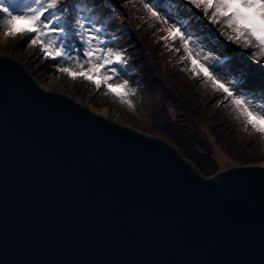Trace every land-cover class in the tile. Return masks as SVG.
Wrapping results in <instances>:
<instances>
[{"label":"water","instance_id":"obj_1","mask_svg":"<svg viewBox=\"0 0 264 264\" xmlns=\"http://www.w3.org/2000/svg\"><path fill=\"white\" fill-rule=\"evenodd\" d=\"M26 64L0 55V264H264V167L203 176Z\"/></svg>","mask_w":264,"mask_h":264},{"label":"trees","instance_id":"obj_2","mask_svg":"<svg viewBox=\"0 0 264 264\" xmlns=\"http://www.w3.org/2000/svg\"><path fill=\"white\" fill-rule=\"evenodd\" d=\"M145 2L95 0L96 4L102 3V7L93 6V13L102 9L106 22L117 25L127 40L121 49L128 57L123 75L135 90V96L131 97L133 107L130 108L115 96L98 92L92 96L90 107L106 115L115 110L124 111L123 122L170 141L203 176H213L229 167H222L216 151L231 158L232 166L264 167V137L238 117L223 93L204 82L202 76L195 77L190 72L191 65L182 59L180 50H170L179 46L161 39L166 36L163 24L150 18L143 8ZM172 4L179 2L172 0ZM188 7L191 13L197 14L202 25L210 29L208 36L221 50L227 51L217 60L235 64L234 81H240L237 87L247 95H256L260 103H264V67H261L264 56L259 62L253 60L249 56L253 49L230 42L227 36L221 35L224 29L209 23L202 11L197 13L193 6ZM0 49L11 57L25 56L27 70L33 78L42 74L49 62L39 45L30 46L28 33L9 36ZM240 70L243 75L239 74Z\"/></svg>","mask_w":264,"mask_h":264},{"label":"snow or ice","instance_id":"obj_3","mask_svg":"<svg viewBox=\"0 0 264 264\" xmlns=\"http://www.w3.org/2000/svg\"><path fill=\"white\" fill-rule=\"evenodd\" d=\"M184 2L193 6L197 13L202 11L209 23L224 29L221 35L227 36L230 42L253 49L249 53L253 60L259 62L264 56V0ZM93 6L100 8L102 3L96 4L95 0H0V27L5 29L6 36L28 33L30 46L39 45L45 59L57 62L59 72L73 80L82 77L97 90L103 86L108 94L131 108L135 90L123 77L128 57L105 39L106 28L93 13ZM171 7L172 0H146L143 4L154 22L166 25L167 35L161 39L171 40L173 44L179 41L186 53L182 59L190 62V72L195 77L202 76L204 82L223 93L238 117L264 137V103H254L252 97L237 87L240 81L226 78L227 65H221L210 51L205 50L190 26L173 15ZM20 21L27 22V26L18 27ZM170 50L179 51L178 48ZM70 61L75 62L73 66L63 63ZM239 74L244 73L240 70Z\"/></svg>","mask_w":264,"mask_h":264},{"label":"rangeland","instance_id":"obj_4","mask_svg":"<svg viewBox=\"0 0 264 264\" xmlns=\"http://www.w3.org/2000/svg\"><path fill=\"white\" fill-rule=\"evenodd\" d=\"M178 2L179 4H172L171 11L173 15L178 19H183L184 22L190 26V30L196 34V36L199 38V41L202 43V46L205 48V50L210 51V53L214 57H216V59L222 58L226 50L225 51L223 49L221 50L218 44H216V42L212 40L210 36H208V31H210V29L202 25V22L200 18L197 16V14L191 13V10L189 9L188 5L185 4L184 0H178ZM94 14L97 15L98 19L102 20L104 23V27L106 28V31L104 33L105 39H108L110 41V44L114 46V48H116L117 50H121L124 47V45L127 43V40L120 32V29H118L119 27L113 23L106 22L105 17H103L105 16L104 15L105 12L102 9L95 10ZM25 25H27V22L20 21L18 22L17 26L23 27ZM97 26H101V24H97ZM165 28L166 25H163V33L167 35V32L164 30ZM8 37L9 36L5 35V29L3 27H0V47L4 45ZM76 43L78 45L79 42L76 41ZM176 44L179 46L180 53L184 58L186 56V53L183 47L181 46L179 41H177ZM3 51L5 50L0 49V55H7ZM15 56L25 59V56L20 54H17ZM25 60L28 63V60L27 59ZM184 61L190 64V62L187 59H184ZM63 63L66 66H73L75 62L70 61ZM221 65H227L225 71L228 72V76L226 78L235 80L234 77L237 74L235 64L230 61H223ZM123 77L126 78L124 75ZM36 79L38 80L41 87H53V93L65 92L70 95L90 101V105H91L92 96H94L98 92L99 94H103L107 92V89L103 86L99 90H97L95 85L85 81L82 77L77 78L75 80L70 79L67 76V74L59 72L57 70V62L51 60H49V62L45 65L44 72L40 74L38 77H36ZM245 95L248 97H252L254 103L260 104V101L256 95H247V94ZM108 115L123 121V116L125 115V112L122 110H115L114 112H111ZM124 126L143 132L140 129L133 126L131 123L124 122ZM174 147L177 149L176 146ZM183 156L185 159H187L185 155ZM216 157L220 161L222 167L224 168L228 166H229L228 168L232 167L233 162L231 158L227 157L226 155H222V153L219 151H216ZM251 166H261V165H251Z\"/></svg>","mask_w":264,"mask_h":264}]
</instances>
